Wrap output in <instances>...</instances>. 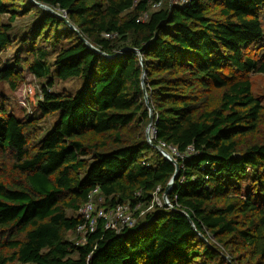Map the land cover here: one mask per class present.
Wrapping results in <instances>:
<instances>
[{"label": "trees", "instance_id": "1", "mask_svg": "<svg viewBox=\"0 0 264 264\" xmlns=\"http://www.w3.org/2000/svg\"><path fill=\"white\" fill-rule=\"evenodd\" d=\"M35 1L102 53L32 0H0V83L17 92L25 70L42 81L26 119L0 88V264H264V101L250 78L264 73V0ZM31 13V37L5 63L13 23ZM52 76L85 83L57 92ZM156 146L180 165L174 208L120 232L100 221L78 244L94 189L105 208L163 197L176 167Z\"/></svg>", "mask_w": 264, "mask_h": 264}, {"label": "rangeland", "instance_id": "2", "mask_svg": "<svg viewBox=\"0 0 264 264\" xmlns=\"http://www.w3.org/2000/svg\"><path fill=\"white\" fill-rule=\"evenodd\" d=\"M168 0H165V2ZM43 9V8H42ZM46 10V9H44ZM60 11V10H59ZM63 13L62 11H60ZM4 22H7V17L3 18ZM37 20L35 13H31L28 16L18 18L10 30V36L13 38L14 44L9 47V49L2 54V58L5 63L12 61L17 51L25 46L26 37H31V27L33 23ZM28 45V44H26ZM24 49V48H23ZM53 49V48H52ZM54 50V49H53ZM25 78L27 81L26 85L21 86L17 92H13L7 83H0V88L4 91L7 101L13 111V113L20 119H26L37 105L38 99L41 96V85L42 81L35 78L28 70H25ZM250 78L253 83V92L256 96H259L264 101V73L255 74L251 73ZM54 85L52 87L53 91L57 92H68L69 94H76L79 92L85 83L84 77H71L66 80H61L52 76ZM57 117L53 116L44 120L40 126L47 131L56 121ZM249 184V179L244 180L245 187ZM70 215L74 214L69 212ZM74 239L78 240V235L73 236Z\"/></svg>", "mask_w": 264, "mask_h": 264}, {"label": "built area", "instance_id": "3", "mask_svg": "<svg viewBox=\"0 0 264 264\" xmlns=\"http://www.w3.org/2000/svg\"><path fill=\"white\" fill-rule=\"evenodd\" d=\"M164 1L165 0H159L154 5V8H159L164 3ZM63 13L65 12L63 11ZM147 18L148 14H145L142 19L145 20ZM106 36L113 37L116 36V34H106ZM151 136H154V134L151 133ZM170 148L173 154L183 157V154H181L176 147ZM192 151L193 148L190 147L189 153ZM172 187L173 184L171 185V188ZM159 191L160 188H158L154 193L151 205L147 209L141 210L140 206L133 208L129 203L118 204L113 208H105L104 206H102L104 201L103 197H99V189H94L89 194L87 202L78 210V215L83 218V222L80 223L77 227V243L84 244L88 236L95 232L100 221L103 222L105 229L116 230L117 232H120L125 228L134 227L137 224L138 219L142 217L147 210L153 208L154 206H173L172 204H170L168 198L165 200L164 197L159 196ZM138 211L139 213L137 215Z\"/></svg>", "mask_w": 264, "mask_h": 264}, {"label": "water", "instance_id": "4", "mask_svg": "<svg viewBox=\"0 0 264 264\" xmlns=\"http://www.w3.org/2000/svg\"><path fill=\"white\" fill-rule=\"evenodd\" d=\"M36 5H38V6H40L41 8H43V9H46L47 11H50V12H52L54 15H56V16H58V17H60L62 20H64L73 30H75L77 33H79V35H80V37H81V39L83 40V41H85V43L89 46V47H91L94 51H96V52H99V53H102L97 47H95L92 43H90L80 32H79V30L75 27V25L74 24H72L70 21H69V19L67 18V14H65V13H61L59 10H55L54 8H52V7H50V6H48V5H45V4H42V3H40V2H37V1H35V0H32ZM132 50H135L136 51V49H134V48H131ZM138 54L140 55V59H141V63H143V58H142V56H141V54H140V52H138ZM120 54L118 53V54H116L114 57H117V56H119ZM142 81H143V89H144V92H145V100H146V103H147V105L149 106V98H148V94H147V91H146V87H145V83H144V81H145V71H144V73H143V77H142ZM152 118H153V116H152V111H151V123L149 124V126L147 127V129H146V136H147V138H148V141L149 142H151L152 141V137L153 136H151V133L152 134H155V128L154 127H152ZM156 148L169 160V161H171L174 165H175V167H176V173H175V175L173 176V178H172V180L169 182V184H168V186H167V188H166V191H165V193H164V195H163V197H164V199L166 200L167 198H168V193H169V191H170V188H171V185L172 184H174V181H175V179H176V177L179 175V173H180V165H179V163H178V161L174 158V156L171 154V153H169L167 150H165L163 147H161V146H156ZM167 205H169V204H167ZM172 209L174 208L173 206H170ZM181 213H183V214H187L185 211H183V210H179Z\"/></svg>", "mask_w": 264, "mask_h": 264}]
</instances>
